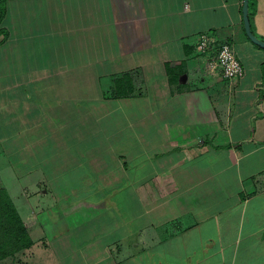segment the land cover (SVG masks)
I'll return each instance as SVG.
<instances>
[{
    "label": "crops",
    "instance_id": "crops-1",
    "mask_svg": "<svg viewBox=\"0 0 264 264\" xmlns=\"http://www.w3.org/2000/svg\"><path fill=\"white\" fill-rule=\"evenodd\" d=\"M241 6L5 0L0 154L22 136L25 170L2 154L0 178L37 264H264V47ZM249 16L264 39V0ZM204 30L232 41L240 77L196 49Z\"/></svg>",
    "mask_w": 264,
    "mask_h": 264
},
{
    "label": "trees",
    "instance_id": "trees-1",
    "mask_svg": "<svg viewBox=\"0 0 264 264\" xmlns=\"http://www.w3.org/2000/svg\"><path fill=\"white\" fill-rule=\"evenodd\" d=\"M254 0H247L248 17L253 11ZM5 0H0V21L4 15ZM250 24V23H249ZM4 29L0 26V32ZM262 79H264V63L262 65ZM132 90L131 75L124 72L114 78V91L116 94H127ZM33 239L28 227L18 212L8 190L0 184V258L12 255L28 247Z\"/></svg>",
    "mask_w": 264,
    "mask_h": 264
},
{
    "label": "built area",
    "instance_id": "built-area-1",
    "mask_svg": "<svg viewBox=\"0 0 264 264\" xmlns=\"http://www.w3.org/2000/svg\"><path fill=\"white\" fill-rule=\"evenodd\" d=\"M195 47L198 51H211L209 64L223 77H240L243 74L244 67L236 55L232 41L217 40L212 31L204 30L198 33Z\"/></svg>",
    "mask_w": 264,
    "mask_h": 264
},
{
    "label": "rangeland",
    "instance_id": "rangeland-1",
    "mask_svg": "<svg viewBox=\"0 0 264 264\" xmlns=\"http://www.w3.org/2000/svg\"><path fill=\"white\" fill-rule=\"evenodd\" d=\"M146 97H148L147 95H145L144 97H142L141 99H145ZM116 103H117V100H114ZM120 103V102H119ZM134 105V104H133ZM133 105H132V107H133ZM129 105H127V106H125V108H127ZM149 131V130H148ZM22 137V136H21ZM20 136H18V135H15V136H10V137H8V138H5V142H4V146H5V149L7 150L6 151V153H2L3 154V156L5 157V158H7L8 157V159L10 160V161H12L13 162V164L15 165V166H12V167H14L15 168V170H16V172L17 173H19V174H21L22 172H24V170H25V168H23V163H22V160H20V153L19 152H14L12 149H14V148H17V147H19L20 146V143L18 142L19 140L20 141H22V138H21ZM10 138H14V139H18V141L17 142H13L12 140H9ZM8 140V141H7ZM2 154H0L1 156L0 157H2ZM31 160L33 161V159L32 158H30V162H31ZM27 161V160H26ZM1 177V176H0ZM58 179H60L59 177H58ZM2 182H1V178H0V184H1ZM53 186H55V185H53ZM57 186V189H58V185H56ZM55 186V187H56ZM18 187H19V184L17 185V183H15V188H16V191H17V189H18ZM42 187H46V190L47 191H52L53 189L51 188V185H50V183H45V182H42V183H39L38 184V187H36V191H38L39 190V188H40V190L42 189ZM22 189H23V191L25 192V193H29V192H31V189L28 187V186H23L22 187ZM18 192V191H17ZM17 196V195H16ZM17 199H18V196H17ZM32 211V210H31ZM34 216H28V215H26V216H23V218L26 220V222H27V224L28 225H30V224H32V223H34V221H32V218H33ZM33 225V224H32ZM36 226V225H35ZM32 235L33 236H36V230H35V228H34V230L32 231ZM48 253H45V251H43L42 252V254H44V255H49V254H52V250H49L48 249V251H47ZM55 253H56V251H54ZM28 255V256H27ZM25 256H27V258H25ZM57 256H59V253H57ZM41 257V256H40ZM39 257V258H40ZM38 257H37V255H36V250L33 252V253H30V255H29V252L28 251H26V250H24V249H22L21 251H17L16 253H14V254H12V255H8V256H5V257H3V258H0V264H37V261H38V259H39ZM41 259V258H40ZM23 262V263H22Z\"/></svg>",
    "mask_w": 264,
    "mask_h": 264
},
{
    "label": "water",
    "instance_id": "water-1",
    "mask_svg": "<svg viewBox=\"0 0 264 264\" xmlns=\"http://www.w3.org/2000/svg\"><path fill=\"white\" fill-rule=\"evenodd\" d=\"M241 11H242V19H243V25H244V29L246 34L248 35V37L254 41L255 43L259 44L260 46L264 47V39L256 36L251 28H250V24H249V17H248V11H247V0H242V6H241Z\"/></svg>",
    "mask_w": 264,
    "mask_h": 264
}]
</instances>
